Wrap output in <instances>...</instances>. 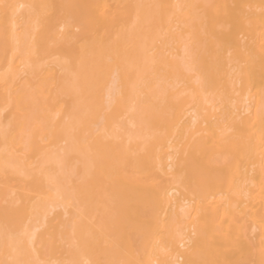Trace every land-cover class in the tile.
<instances>
[{"label":"bare ground","instance_id":"1","mask_svg":"<svg viewBox=\"0 0 264 264\" xmlns=\"http://www.w3.org/2000/svg\"><path fill=\"white\" fill-rule=\"evenodd\" d=\"M0 264H264V0H0Z\"/></svg>","mask_w":264,"mask_h":264}]
</instances>
